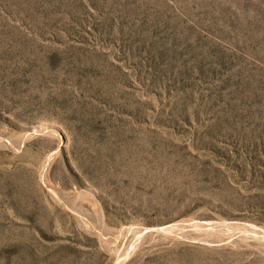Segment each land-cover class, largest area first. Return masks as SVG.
Segmentation results:
<instances>
[{
	"label": "rangeland",
	"instance_id": "374dc122",
	"mask_svg": "<svg viewBox=\"0 0 264 264\" xmlns=\"http://www.w3.org/2000/svg\"><path fill=\"white\" fill-rule=\"evenodd\" d=\"M0 264H264V0H0Z\"/></svg>",
	"mask_w": 264,
	"mask_h": 264
},
{
	"label": "bare ground",
	"instance_id": "6f19581e",
	"mask_svg": "<svg viewBox=\"0 0 264 264\" xmlns=\"http://www.w3.org/2000/svg\"><path fill=\"white\" fill-rule=\"evenodd\" d=\"M192 228V227H191ZM139 229V228H138ZM176 228L175 227H169V228H162L161 230L163 231V232H173L174 230H175ZM137 230V229H136ZM180 230V229H179ZM160 231V230H159ZM145 232V231H144ZM142 234V233H141ZM139 235V234H138ZM173 235V234H172Z\"/></svg>",
	"mask_w": 264,
	"mask_h": 264
}]
</instances>
